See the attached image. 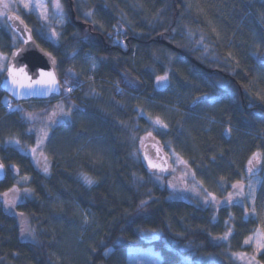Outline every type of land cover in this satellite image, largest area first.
<instances>
[{
  "label": "trees",
  "instance_id": "obj_1",
  "mask_svg": "<svg viewBox=\"0 0 264 264\" xmlns=\"http://www.w3.org/2000/svg\"><path fill=\"white\" fill-rule=\"evenodd\" d=\"M59 1L54 39L37 33L33 14H17L53 58L61 94L7 112L6 99L17 102L0 90V264H129L127 248L145 245L160 252L159 264L252 255L244 241L264 220V0ZM19 43L0 27L8 59ZM80 59L95 63L90 76L77 72ZM164 74L168 87L155 89ZM56 100L69 116L49 129L42 172L21 146L34 143L29 114ZM160 117L165 132L154 142L167 158L168 142L177 145L215 199L241 188L247 161L260 158L257 218L242 203L214 209L170 196L167 174L146 168L139 148ZM21 175L24 184L14 180ZM253 256L264 264V250Z\"/></svg>",
  "mask_w": 264,
  "mask_h": 264
},
{
  "label": "rangeland",
  "instance_id": "obj_2",
  "mask_svg": "<svg viewBox=\"0 0 264 264\" xmlns=\"http://www.w3.org/2000/svg\"><path fill=\"white\" fill-rule=\"evenodd\" d=\"M9 12L16 14L19 13H31L35 16L37 20V25L35 26L37 33L44 34L51 37L52 39L57 37L59 33V28L64 23L63 16V6L59 0H52L47 2V0H0V27L7 26L5 18ZM19 41L15 37V47L16 42ZM76 60V59H75ZM260 60L264 63V54L260 56ZM8 64V55L0 50V71L5 73L6 66ZM78 73L83 77L90 76L92 71H94L96 65L94 62L87 59H80L74 64ZM264 69V67H263ZM2 73V74H3ZM169 77L168 75H159L153 79L152 86L155 89H165L168 87ZM145 103L148 102L142 99ZM23 103L17 102L12 103L9 99H6L5 107L7 112L13 110H22L24 108ZM2 104V103H1ZM149 104V102H148ZM30 107H34L33 104L28 103ZM1 106V105H0ZM140 112L141 115L146 118H150V110L148 107L142 108ZM170 109V108H169ZM171 110V109H170ZM173 110V109H172ZM139 112V113H140ZM29 122L30 126L27 129V133L32 132L34 134V143L30 146H21L25 153L29 156L34 165L39 168L42 172H47L49 169L50 158L47 155L44 146L46 138L49 133V129L62 121H64L69 116V107L65 106L61 100H56L53 105L48 109L37 113V115H30ZM147 118V119H148ZM153 119V118H152ZM153 129L157 128V133H151L145 130L141 137L140 144L144 141H154L158 138L161 132H165L164 120L160 118H155L153 122L150 123ZM157 141H159L157 139ZM143 142V143H144ZM174 145V144H173ZM168 142V158L170 163V171H168L167 179L165 185L170 192V196L173 199L185 200V201H196L203 206H209L217 209L221 205H226L230 203H242L244 209L255 218L258 217L256 209V194L261 183V177L259 176L260 165L257 162L260 161L258 156L251 157L245 167L246 181L242 184L241 188L237 191H233L229 194L223 196L222 199H215L212 193H208L200 180H198L194 174L187 168L186 162L182 157L181 151L176 146H173ZM14 173L16 172L15 168ZM28 176H16L14 180L18 183L24 184L28 181ZM220 191H223L221 186ZM11 198L13 196L10 195ZM245 200V201H244ZM83 223L80 229H85L87 225V217L84 212H81ZM264 220H259V226L254 233H252L244 241V245L248 246L252 253L258 254L264 250V232H263ZM22 237L24 239L29 238L31 230L27 224L22 221L20 222ZM246 254L240 255L238 259V264H257L254 256ZM126 260L129 264H159L161 261L160 252L157 251L153 245L145 246H130L127 248ZM181 264H191L189 257H185ZM209 264H223L222 262L211 258L209 259Z\"/></svg>",
  "mask_w": 264,
  "mask_h": 264
},
{
  "label": "water",
  "instance_id": "obj_3",
  "mask_svg": "<svg viewBox=\"0 0 264 264\" xmlns=\"http://www.w3.org/2000/svg\"><path fill=\"white\" fill-rule=\"evenodd\" d=\"M5 21L21 42L9 57L5 75L0 80L1 92L15 102L46 101L58 97L61 85L53 58L38 45L20 16L10 12ZM140 154L149 170L163 174L170 171L169 160L157 142H144ZM5 177V167L0 163V182Z\"/></svg>",
  "mask_w": 264,
  "mask_h": 264
}]
</instances>
